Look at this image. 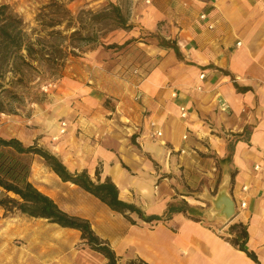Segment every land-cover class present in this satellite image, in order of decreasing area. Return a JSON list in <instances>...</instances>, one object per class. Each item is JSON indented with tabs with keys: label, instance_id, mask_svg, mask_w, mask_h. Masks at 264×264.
<instances>
[{
	"label": "crops",
	"instance_id": "1",
	"mask_svg": "<svg viewBox=\"0 0 264 264\" xmlns=\"http://www.w3.org/2000/svg\"><path fill=\"white\" fill-rule=\"evenodd\" d=\"M130 22L138 31L175 41L178 52L155 46L150 53L141 44L157 61L145 75L114 78L97 64L95 77L78 78L79 97L90 108L76 113L77 135L66 124L59 137L65 121L51 127V140L60 138L52 153L70 173L86 172L95 181L98 171L100 181L109 178L116 186L121 201L165 220L131 217L132 224L84 191L72 214L69 207L58 208L87 220L117 264H256L226 239L234 223L247 227L246 248L264 264V0H152ZM101 98L116 102L114 117L108 118L111 111ZM180 108L187 112L184 119ZM151 122L161 137H151ZM44 140L37 142L50 151ZM46 173L58 188L79 189L48 167ZM223 184L236 205L227 225L214 220L201 198ZM36 188L60 205L56 188ZM170 204L185 205L187 212L166 219ZM20 216L29 240L32 222L43 220ZM58 229L73 238L67 253L63 246L58 251L59 264H107L101 254L80 246L78 231ZM18 248L0 250V264H44L38 260L48 247L35 255L32 244Z\"/></svg>",
	"mask_w": 264,
	"mask_h": 264
},
{
	"label": "rangeland",
	"instance_id": "2",
	"mask_svg": "<svg viewBox=\"0 0 264 264\" xmlns=\"http://www.w3.org/2000/svg\"><path fill=\"white\" fill-rule=\"evenodd\" d=\"M0 5L7 6L10 13L22 20L26 33L25 43H31L35 51L28 55L22 50L19 55L23 60L11 58L7 62L0 61V105L4 112L0 113V138L20 137L24 140L16 139L25 146L37 145L52 155V152L56 151L51 146L60 138L51 140V127L65 121L64 128L67 124V127L74 131V122L79 117L76 113L82 110V113L86 114L90 108L89 104L79 97L78 78L88 81L92 76L95 77L93 69L97 64L101 70L112 74L114 78L125 79V76H137L139 72L145 75L157 61L148 58L141 44L150 46V53L155 46L162 47V41L175 44L173 40L163 39L157 31L143 32L134 29L137 25L130 21L134 20L140 9L148 6L145 0H0ZM110 5L122 10L129 29L113 30V24L110 22L94 24L90 21L89 12L97 13ZM74 32L78 34L72 37ZM79 34L80 37L90 40L80 41ZM108 45L116 47L108 49ZM162 48L171 51L169 48ZM155 59L158 60V57ZM100 103L106 110L111 111L108 118L116 115V102L101 98ZM133 131L129 136L131 143H135L139 127ZM74 132L77 135L80 131L77 129ZM126 132L130 133V129ZM65 134H59V137ZM41 137L45 138L46 147L48 145L50 151L37 142ZM30 161V182L35 187L46 185L51 190L56 188L60 203L58 207H69L72 214L76 203L86 197L83 191L70 186L56 187L49 180L44 161L37 156L31 157ZM220 187L217 192L216 189L204 192L201 198L214 220H221L227 225L232 219L226 222L215 218L212 203L207 198V195L215 198ZM195 192L199 191L196 189ZM1 210V251L10 252L16 247L23 251L29 243L32 244L33 255L40 247H48L46 257L38 262L60 263L58 251L63 248L67 250L66 244L69 239H73L72 236L62 234L56 225L43 220L32 222V233L28 240L27 232L24 233L25 220L20 214L15 211L6 212L0 207ZM226 237L231 238L227 233ZM80 246L86 247L82 240Z\"/></svg>",
	"mask_w": 264,
	"mask_h": 264
},
{
	"label": "trees",
	"instance_id": "3",
	"mask_svg": "<svg viewBox=\"0 0 264 264\" xmlns=\"http://www.w3.org/2000/svg\"><path fill=\"white\" fill-rule=\"evenodd\" d=\"M90 21L94 24L110 22L115 29H129L126 17L122 10L114 5L97 13H88ZM78 33H72L75 37ZM26 33L23 30V22L16 15L9 12V8L0 5V61L7 62L9 59L23 60L20 52L25 50L28 55L35 51L31 43H25ZM80 41L90 39L82 38ZM162 47L178 52L175 44L162 41ZM116 45H108L112 49ZM15 62V61H14ZM0 113L3 108L0 105ZM37 156L45 165L64 183H71L85 193L95 197L110 210L122 215L132 224L135 221L131 217L138 218L144 222H162L163 217L145 216L140 209L132 204L121 201L118 190L109 178L100 181L99 172L96 171V180L90 179L86 172L70 173L66 166L54 155L37 145L25 146L16 138H0V207L6 212L15 211L27 218L46 220L60 228L76 230L80 233L81 240L85 246L92 251L101 254L107 264H117L114 252L107 243L99 239L91 229L87 220L72 217L61 211L56 203L48 196L41 193L29 180L31 171L30 158ZM185 205H168L164 217L169 219L173 214L186 213ZM226 238L237 250L244 252L256 264H259L256 255L246 248L248 241L247 227L242 223H234L228 227ZM138 264H146L139 261Z\"/></svg>",
	"mask_w": 264,
	"mask_h": 264
},
{
	"label": "water",
	"instance_id": "4",
	"mask_svg": "<svg viewBox=\"0 0 264 264\" xmlns=\"http://www.w3.org/2000/svg\"><path fill=\"white\" fill-rule=\"evenodd\" d=\"M227 189V185L224 184L218 190L215 198L207 195V198L212 203L215 218L222 219L226 222L234 217L236 208L234 201L227 193Z\"/></svg>",
	"mask_w": 264,
	"mask_h": 264
},
{
	"label": "built area",
	"instance_id": "5",
	"mask_svg": "<svg viewBox=\"0 0 264 264\" xmlns=\"http://www.w3.org/2000/svg\"><path fill=\"white\" fill-rule=\"evenodd\" d=\"M151 2H152V0H145V3L147 5H150ZM200 19L201 20H205L206 19L205 15L204 14L200 15ZM237 45H239V43ZM199 78L202 80L204 78V75H201ZM180 116H181L182 119L186 118L187 112H186V110L184 108H180ZM149 126L152 129V131H153L152 134H151L152 137H154V136L158 137V138L161 137L162 133L160 131L155 130L156 129V124L154 122H151L149 124ZM64 127H65V124L62 123L59 134H63L65 132ZM184 139H185V137H184ZM255 169H257V167H255ZM246 189H247L246 187H243L242 190L245 191ZM240 207L244 208L245 207V203H242L240 205Z\"/></svg>",
	"mask_w": 264,
	"mask_h": 264
}]
</instances>
